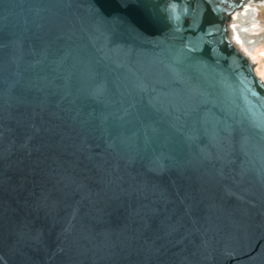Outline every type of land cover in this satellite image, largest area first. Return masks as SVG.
<instances>
[{"label":"water","instance_id":"95a60500","mask_svg":"<svg viewBox=\"0 0 264 264\" xmlns=\"http://www.w3.org/2000/svg\"><path fill=\"white\" fill-rule=\"evenodd\" d=\"M252 0H0V264H264Z\"/></svg>","mask_w":264,"mask_h":264},{"label":"rangeland","instance_id":"374dc122","mask_svg":"<svg viewBox=\"0 0 264 264\" xmlns=\"http://www.w3.org/2000/svg\"><path fill=\"white\" fill-rule=\"evenodd\" d=\"M249 14L245 16V11H242L244 17H241L242 24L237 27H232L236 29L233 32V36L236 44L246 52L250 57L253 56V53L256 52L257 64L264 62V6L256 8L253 10L249 8ZM253 12V13H252ZM239 29H243V32H247V35L251 36V40L248 41L250 46H247L246 41L241 37ZM258 38V39H256ZM246 46L248 48H246ZM257 68L256 63L254 64V69Z\"/></svg>","mask_w":264,"mask_h":264},{"label":"bare ground","instance_id":"6f19581e","mask_svg":"<svg viewBox=\"0 0 264 264\" xmlns=\"http://www.w3.org/2000/svg\"><path fill=\"white\" fill-rule=\"evenodd\" d=\"M261 6H264V0H252L250 3H247L244 7H243V11H245V16L247 15V14H249V8H252L253 10H256V8H258V7H261ZM253 13V12H252ZM238 15H240L239 16V19L241 18V17H244V14H237V13H234L233 15H232V22H231V28H230V37H231V40L233 41V43L246 55V57L251 61V63L253 64V68H254V64L256 63V65H257V68L256 69H254V72H255V74H256V76L262 81V82H264V62L262 63H260L259 65L257 64V59H256V52H254L253 53V56H249L246 52H244L237 44H236V40H235V38H234V36H233V32L236 30V29H234V28H232L234 25H241L242 24V22L240 21V20H235L236 19V17L238 16ZM238 30H239V32H240V35H241V37L246 41V45L247 46H250L249 44L250 43H248V41L249 40H251V36H249V35H247V32H243L242 30V28L241 29H239L238 28ZM256 39H258V38H256ZM238 43V42H237ZM246 46V48H248ZM256 54V55H255Z\"/></svg>","mask_w":264,"mask_h":264},{"label":"flooded vegetation","instance_id":"af4514ba","mask_svg":"<svg viewBox=\"0 0 264 264\" xmlns=\"http://www.w3.org/2000/svg\"><path fill=\"white\" fill-rule=\"evenodd\" d=\"M242 14V13H241ZM239 16L240 15H238L237 17H236V19L235 20H240L241 21V19H239ZM242 22V21H241ZM234 27H237L236 25H234Z\"/></svg>","mask_w":264,"mask_h":264}]
</instances>
